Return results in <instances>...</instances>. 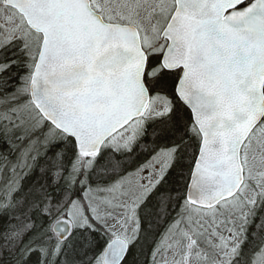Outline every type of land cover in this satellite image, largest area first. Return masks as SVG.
Returning <instances> with one entry per match:
<instances>
[{"label":"snow or ice","instance_id":"1","mask_svg":"<svg viewBox=\"0 0 264 264\" xmlns=\"http://www.w3.org/2000/svg\"><path fill=\"white\" fill-rule=\"evenodd\" d=\"M41 80L52 111L63 100L86 110L99 137L89 166L110 159L118 172L127 165L121 179L153 184L145 204L188 165L183 198L145 264H167L170 247L161 257L160 243L173 227L175 264H264L260 181L224 204L184 208L206 145L243 154L264 137V0H0V170L23 168L38 146L46 155L67 144L49 147L63 129L36 107ZM232 200L241 202L239 215ZM138 242L114 247L107 239L94 264L109 251L128 264Z\"/></svg>","mask_w":264,"mask_h":264},{"label":"trees","instance_id":"2","mask_svg":"<svg viewBox=\"0 0 264 264\" xmlns=\"http://www.w3.org/2000/svg\"><path fill=\"white\" fill-rule=\"evenodd\" d=\"M53 132L49 147L53 141L65 139L67 144L63 148L45 155L43 146H38L35 159L30 155L26 168L17 163L15 171L10 170V164L0 170V177L13 176L19 185L10 199L3 195L5 201L0 205V264H94L93 258L104 241L115 237L93 213L88 193L107 189L123 175L127 165H122L118 172L110 159H94L89 166L81 159L80 152L74 153L77 144L69 139V134ZM187 183L185 164L177 168L147 204L144 201L149 192L145 196L137 208V235L130 242L126 239L131 246L139 236L135 249L138 259L134 257L128 264H145L148 246L173 219V205L183 198ZM243 185L245 181L240 189ZM74 203L83 207L88 222L74 226L71 235L63 240L53 230V224L63 216L69 217ZM192 206L200 207L187 201L185 213ZM182 219L186 221L185 217Z\"/></svg>","mask_w":264,"mask_h":264},{"label":"water","instance_id":"3","mask_svg":"<svg viewBox=\"0 0 264 264\" xmlns=\"http://www.w3.org/2000/svg\"><path fill=\"white\" fill-rule=\"evenodd\" d=\"M48 85L44 80L40 81V100L36 102V107L44 113V118L51 119L58 129L69 135L76 136V144L80 148V153L84 156L93 155V143L99 147V137L93 126L86 124L85 109L77 106L71 100H63L59 105V111H52L48 108ZM52 87H55L52 85ZM243 111V110H242ZM243 119V116L240 117ZM86 129V131H85ZM243 143V141H241ZM217 152H209L205 146V156L196 166V174L201 177L199 186L191 190L189 202L202 208L211 207L221 201L231 197L238 191L245 180V171L240 151L229 152L227 147L219 151L221 146L216 145ZM74 229L73 221L63 216L53 224V230L59 234L61 239L68 238ZM115 239L118 245H128L129 242L120 236ZM118 257H114L109 251L104 258L107 264H117Z\"/></svg>","mask_w":264,"mask_h":264},{"label":"rangeland","instance_id":"4","mask_svg":"<svg viewBox=\"0 0 264 264\" xmlns=\"http://www.w3.org/2000/svg\"><path fill=\"white\" fill-rule=\"evenodd\" d=\"M245 147L247 148V145ZM242 157L246 170L245 184L248 187H242L240 191L242 190L245 194H250L252 190L250 181L255 182L258 180L260 181V185L264 187V137L259 140L258 148H252L251 150L243 152ZM81 159L89 165L88 157L85 158L83 155ZM27 165L28 160L24 164V167H27ZM2 177H0V205L5 201L3 200V195L7 199H10L13 191L19 186L13 176L8 177L2 174ZM121 177L111 186H108L107 189H102L98 192L95 190L89 192L88 200L93 209V213L108 226L115 237L120 236L130 242L137 235V208L148 192L152 190L153 184L149 183L147 187L141 188L138 186L139 178L137 176L134 175L128 179H121ZM155 179L156 177L153 176L152 181ZM230 203L232 204L233 212L239 215L241 202L232 200ZM190 209L196 211L203 208L192 206ZM69 213L68 216L73 221L74 226H82L88 222L83 207L79 203H74L70 207ZM56 234L59 237V234ZM179 238L177 228L173 227L161 239L159 253L161 257L165 255L164 250L170 247V250L167 252V264H175L178 258L180 249L178 243ZM101 263L103 264V261Z\"/></svg>","mask_w":264,"mask_h":264}]
</instances>
